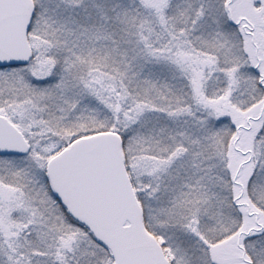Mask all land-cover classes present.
<instances>
[{
  "label": "snow or ice",
  "instance_id": "snow-or-ice-1",
  "mask_svg": "<svg viewBox=\"0 0 264 264\" xmlns=\"http://www.w3.org/2000/svg\"><path fill=\"white\" fill-rule=\"evenodd\" d=\"M0 264H264V0H0Z\"/></svg>",
  "mask_w": 264,
  "mask_h": 264
}]
</instances>
